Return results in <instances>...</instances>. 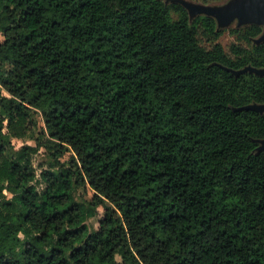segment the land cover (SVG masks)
<instances>
[{"label": "trees", "instance_id": "1", "mask_svg": "<svg viewBox=\"0 0 264 264\" xmlns=\"http://www.w3.org/2000/svg\"><path fill=\"white\" fill-rule=\"evenodd\" d=\"M260 32L225 51L178 3L0 0V264H264V76L240 72L264 67ZM29 107L75 158L40 190L37 147L5 154Z\"/></svg>", "mask_w": 264, "mask_h": 264}, {"label": "rangeland", "instance_id": "2", "mask_svg": "<svg viewBox=\"0 0 264 264\" xmlns=\"http://www.w3.org/2000/svg\"><path fill=\"white\" fill-rule=\"evenodd\" d=\"M165 5H170L173 3H178L182 5L187 13L189 21L192 22L195 18L199 16H210L215 20L216 28L221 30L222 33L218 38V42L223 46L225 51L229 50L231 43L236 41L235 33L233 29H239L244 26L257 25L261 28L259 35L251 37V43H258L264 40V25L263 24H253L249 22H242L237 17L229 20L222 21L219 18V14L224 15L229 13L234 8H246L250 11L255 9L253 0H162ZM257 10V9H255ZM173 17L175 14L171 13ZM0 40H2V35L0 33ZM205 46L209 43L205 42ZM247 67V66H246ZM7 69V67L5 68ZM246 71H259L264 72V67L253 68L248 66L245 68ZM0 96L10 95L3 88L0 87ZM251 106H258L262 108L261 111L264 112V104L252 103ZM29 112L34 124L30 127V130L25 132L21 138H15L11 133L5 128H3V134L5 137L9 138L10 145L7 148L6 155L12 157L15 155L16 151L24 145L36 146L37 151L31 155V162L35 172L34 185L40 190L43 187V183L40 178V173L43 170H53L59 171L63 168H72L76 171L74 153L65 144H59L55 140L51 139L45 131L44 121L42 114L39 110L29 107ZM258 147H264V139L258 140ZM6 195L10 197L11 195L6 192ZM74 195L77 201H83L88 203L93 200V191L86 184H76L74 187ZM110 206V203L104 201L98 204L99 214L94 217H89L86 220V224L89 230L96 229L98 227V218L102 214L103 208ZM22 237V234H20ZM117 262L121 261L119 255L115 256Z\"/></svg>", "mask_w": 264, "mask_h": 264}, {"label": "water", "instance_id": "3", "mask_svg": "<svg viewBox=\"0 0 264 264\" xmlns=\"http://www.w3.org/2000/svg\"><path fill=\"white\" fill-rule=\"evenodd\" d=\"M253 3L255 5V9L257 10H248L246 8H234L232 9L229 13L221 15L219 14V18L222 21L225 20H229L232 19L234 17H237L240 21L242 22H249V23H253V24H263L264 25V0H253ZM248 67V66H247ZM244 67L240 70V72H245V68ZM250 73L256 74V75H260V76H264V72H259V71H249ZM250 108L258 111V112H262L261 109L258 106H249ZM264 107V106H262ZM259 149H264L263 148H259Z\"/></svg>", "mask_w": 264, "mask_h": 264}]
</instances>
